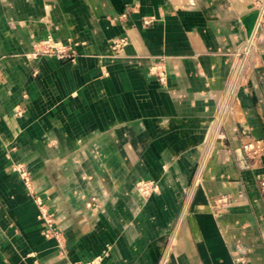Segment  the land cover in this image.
Returning a JSON list of instances; mask_svg holds the SVG:
<instances>
[{"label":"crops","instance_id":"obj_1","mask_svg":"<svg viewBox=\"0 0 264 264\" xmlns=\"http://www.w3.org/2000/svg\"><path fill=\"white\" fill-rule=\"evenodd\" d=\"M254 4L0 0V264H264Z\"/></svg>","mask_w":264,"mask_h":264},{"label":"built area","instance_id":"obj_2","mask_svg":"<svg viewBox=\"0 0 264 264\" xmlns=\"http://www.w3.org/2000/svg\"><path fill=\"white\" fill-rule=\"evenodd\" d=\"M257 4L259 5L258 7V14L259 17H261L264 14V0H256ZM145 24H148V22H145ZM124 45L123 40H119L117 42H114L112 44V50L114 52H119L121 47ZM44 50L42 51V54H53L57 56L60 59H70L72 60L73 58V51L69 47H61L58 48L57 45L50 39L47 38L43 42ZM242 151L244 154L245 158L255 160L259 158L261 155L264 154V141L262 140H252L250 142H247L242 145ZM258 184L260 187V190L264 196V170L263 174L258 177ZM146 184H138V190L140 192H148V189L145 188ZM220 203H225L226 199L221 198L219 200ZM39 219L42 221L44 229L49 233V234H54L53 230V220L50 214H47L46 211L40 210V216ZM78 264H102V258L97 257L94 258L93 260H90L88 262H83V263H78Z\"/></svg>","mask_w":264,"mask_h":264},{"label":"rangeland","instance_id":"obj_3","mask_svg":"<svg viewBox=\"0 0 264 264\" xmlns=\"http://www.w3.org/2000/svg\"><path fill=\"white\" fill-rule=\"evenodd\" d=\"M255 7H256V9L258 10V7H259V5L257 4V2H256V0H255ZM48 214V213H47ZM43 226V225H42ZM44 229V228H43Z\"/></svg>","mask_w":264,"mask_h":264}]
</instances>
